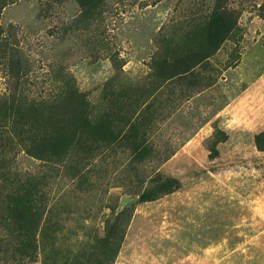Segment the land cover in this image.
Wrapping results in <instances>:
<instances>
[{"label": "rangeland", "instance_id": "374dc122", "mask_svg": "<svg viewBox=\"0 0 264 264\" xmlns=\"http://www.w3.org/2000/svg\"><path fill=\"white\" fill-rule=\"evenodd\" d=\"M218 2L237 17L228 37L185 73L161 75L163 60L199 47ZM0 23L26 63L19 94L52 100L69 75L118 135L63 160L15 156V173L41 180L42 221L62 226L58 238L102 237L120 213L112 264H264V0H104L89 11L76 0H14ZM10 56L0 60V97L16 91ZM170 177L179 188L140 200ZM0 225V264H42L16 251L14 235L7 249Z\"/></svg>", "mask_w": 264, "mask_h": 264}, {"label": "trees", "instance_id": "16d2710c", "mask_svg": "<svg viewBox=\"0 0 264 264\" xmlns=\"http://www.w3.org/2000/svg\"><path fill=\"white\" fill-rule=\"evenodd\" d=\"M13 1L0 0V20L4 8ZM76 1L82 10L89 11L104 0ZM232 14L218 2L205 29L195 40L199 47L192 49L187 45L184 51L180 50L179 57L171 55L163 60L160 74L172 77V72L175 75L185 73L212 55L237 24V17ZM4 32L0 23V60L11 55V62L6 65L10 77L17 82L14 93L0 97V223L6 230V237L15 236V249L20 255L37 258L41 255L42 264H112L124 236L120 213L107 220L104 236L67 244L57 236L63 231L60 224L42 221L46 215V204L42 206V203L47 195L39 187L41 180L21 177L10 165L19 152L39 160H63L75 149L85 146V142L111 141L118 135L108 121V114H94L93 103L68 74L61 94L52 100H29L24 95V87L19 94L27 75L26 63L15 59L16 54L8 48ZM263 135L256 136L260 149H264ZM217 143L218 140L212 143L213 152H218ZM179 187L180 181L176 178L158 179L151 188L140 192L139 198L141 201L153 200ZM12 243L9 238L6 248Z\"/></svg>", "mask_w": 264, "mask_h": 264}, {"label": "crops", "instance_id": "0c3cea01", "mask_svg": "<svg viewBox=\"0 0 264 264\" xmlns=\"http://www.w3.org/2000/svg\"><path fill=\"white\" fill-rule=\"evenodd\" d=\"M172 77H174V76H172ZM125 118H126V114H125ZM135 120H136V122H138V117H136ZM126 122L128 124L129 123V120L126 119ZM131 126H132L131 127L132 128L131 133H132V140H133V145L132 146H133V148H135L136 145L137 146L139 145V141L142 138V137H140L141 134H142V131H141L142 127L139 124L137 125L135 123H133Z\"/></svg>", "mask_w": 264, "mask_h": 264}]
</instances>
